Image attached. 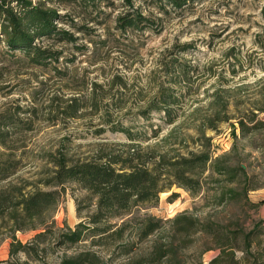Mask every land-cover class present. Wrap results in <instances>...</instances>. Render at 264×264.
<instances>
[{
  "label": "rangeland",
  "instance_id": "374dc122",
  "mask_svg": "<svg viewBox=\"0 0 264 264\" xmlns=\"http://www.w3.org/2000/svg\"><path fill=\"white\" fill-rule=\"evenodd\" d=\"M25 1L55 13L53 27L72 40L35 38L32 46L54 58L45 65L0 43V159L16 164L0 189L60 193L54 226L35 242L41 262L22 254L13 262L59 264L66 255L90 249V242L59 243L61 233L91 215L89 193L73 182L63 188L46 184L59 163L95 160L101 151L148 160L161 174L165 189L158 200L138 204L126 218L166 222L187 213L223 225L241 223L245 232L252 222H264V0H185L180 7L152 0H133L130 6L123 0ZM131 12L152 28L121 30L119 18ZM162 94L169 105L162 104ZM204 154L210 157L206 170L188 175L202 191L172 184L163 162ZM215 163L244 168L255 187L247 199L260 205L257 211L243 203L217 205L221 191L242 192L244 184L230 185L213 172ZM164 226L156 240L174 242L175 264H198L210 244L195 236L182 250L180 238ZM44 231L16 232L15 239L31 244ZM153 240L140 244L141 252ZM10 243L5 228L0 264L10 259ZM116 245L91 249L109 263L127 262L132 256H123ZM216 255L205 253L202 263Z\"/></svg>",
  "mask_w": 264,
  "mask_h": 264
},
{
  "label": "trees",
  "instance_id": "16d2710c",
  "mask_svg": "<svg viewBox=\"0 0 264 264\" xmlns=\"http://www.w3.org/2000/svg\"><path fill=\"white\" fill-rule=\"evenodd\" d=\"M123 1L124 5L130 6L133 0ZM152 1L175 7L185 4V0ZM55 18H58L55 13L43 11L25 0H0V43L4 42L9 52L16 51L25 55L33 64L45 65L54 58L48 51H40L32 46L35 38L53 36L61 41L72 40V37L55 30L52 25ZM118 21L119 28L123 31L140 27L152 28L148 20L134 12ZM161 97L162 104L171 103L163 94ZM123 132L130 138L128 131ZM209 160V155L204 154L177 162H163V165L171 170L168 173L175 180L172 184L176 183L198 194L202 191V185L188 175H193L196 170L205 171ZM148 162H135L133 158H122L114 153L101 151L95 160L76 162L69 166L64 162L59 163L55 176L46 185L63 188L65 183H76L89 193L93 207L91 215L85 221L77 224L74 230L59 235L61 245L73 246L90 242V249L66 255L59 264H115L104 261L101 255L92 250L109 243L117 244L115 249L123 256H132L122 264H175L178 253L174 242L161 243L156 240L166 230V224L168 231L184 244L181 246L182 250L190 248L196 242L195 236L210 244L199 253L198 264H203L202 256L210 251L217 252V255L208 264H264L263 221L252 222L249 231L245 232L241 223L223 225L187 213L166 222L155 217L126 218L133 207L156 202L159 194L164 192L161 174L157 169L148 167ZM212 170L225 176L230 185L239 182L244 184L242 192L233 188L221 191L217 197L218 206L235 202L243 203L253 212L258 210L260 205L247 199V193L254 191L255 187H250V180L242 166L228 167L215 163ZM15 171L14 161L0 159V183L14 175ZM59 196L58 191L25 194L14 186L0 189V235L3 229L8 228L11 239L8 253L11 260L1 264H29L28 261H12L20 254L34 262H41L35 242L42 241L54 226L51 215ZM39 228L45 231L35 235L31 244H22L15 239L16 232L35 231ZM153 237L155 240L150 241L148 248L141 252L140 244ZM123 241L125 242L121 243Z\"/></svg>",
  "mask_w": 264,
  "mask_h": 264
}]
</instances>
